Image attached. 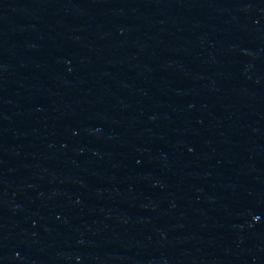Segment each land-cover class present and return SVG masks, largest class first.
<instances>
[{"label":"water","instance_id":"water-1","mask_svg":"<svg viewBox=\"0 0 264 264\" xmlns=\"http://www.w3.org/2000/svg\"><path fill=\"white\" fill-rule=\"evenodd\" d=\"M0 264H264V0H0Z\"/></svg>","mask_w":264,"mask_h":264}]
</instances>
